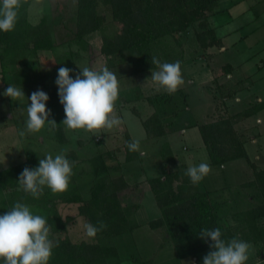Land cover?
I'll use <instances>...</instances> for the list:
<instances>
[{
  "label": "crops",
  "instance_id": "1",
  "mask_svg": "<svg viewBox=\"0 0 264 264\" xmlns=\"http://www.w3.org/2000/svg\"><path fill=\"white\" fill-rule=\"evenodd\" d=\"M34 1L30 0L26 9V20L32 26L43 17L47 20L54 17L53 21L64 17V22L77 19L76 11L67 8L59 10L58 0H42L41 3L47 4L48 8L43 9L38 3L37 10H30ZM216 1V9L207 15L208 27L214 32L215 43L205 47L196 36L193 39L189 36L170 43L167 46L169 54L165 52L166 55L156 57L161 59V63L180 61L184 82L175 93L156 90L157 85L150 79L152 70H158L156 66L134 70L132 62L138 55L130 50L124 51L121 58L104 56L98 60L90 59L84 63L85 66L97 71L107 66L117 76L119 97L115 114L123 123L111 130L102 129L101 134L97 135L85 130L83 133L81 129L71 130L61 124L66 145L77 136L76 145L71 149L77 155L73 161L74 169L79 166V175H83L88 171L86 167L83 168V164L92 163L89 168H92L93 177L87 180L91 181L87 186L96 175L109 171H112L110 175L113 177L121 176L127 184V187L118 191L121 204L129 208L127 225L121 233L107 237L108 240L105 238L107 245L116 249L119 264H184L187 260L203 264L200 254L210 248L188 249V239L200 233L191 222H184L185 235L178 239L169 236L166 225L156 228L150 226L151 221L164 219L163 207L157 201L150 180L156 177L165 180L166 173L173 171L182 170L186 173L190 166L202 162L208 163L211 171L194 188L200 194H207L218 226L226 233L224 240L235 237L248 242L251 248L246 264H264V215L253 218L248 214L249 210L262 204L259 190L253 183L255 172L264 170V0ZM53 23L47 21L52 41L55 30L68 31L72 28L69 26L68 29L65 23ZM58 44L56 42L54 46ZM46 51L38 50L31 58L22 61L29 64L23 71V77L33 83L24 82L21 75L20 79L10 75L12 80L7 87H25L27 100L24 103L27 106L31 94L37 90L47 93L53 86L54 92H58L55 81L59 68H47L48 59H39L41 53ZM79 64L75 62L73 73H70L72 77L80 72ZM54 105L51 104L52 107ZM52 107L49 109L53 113L50 117L58 116L55 107ZM127 114L135 120L134 130L126 122ZM153 114H158L163 125V133L159 136L149 134L143 124ZM226 117H230L232 128L242 141L246 156L214 165L210 162L199 126ZM67 130L70 132L68 137ZM89 136L94 138L97 146L94 147L87 140ZM127 138L140 142L136 158L129 161H126L124 150ZM182 177L173 178L172 185L175 186L172 188L175 191ZM89 188L84 194L79 186L84 199L90 196ZM58 205L61 208L74 205L76 212L66 216L84 218L78 214L80 203L60 202Z\"/></svg>",
  "mask_w": 264,
  "mask_h": 264
},
{
  "label": "trees",
  "instance_id": "2",
  "mask_svg": "<svg viewBox=\"0 0 264 264\" xmlns=\"http://www.w3.org/2000/svg\"><path fill=\"white\" fill-rule=\"evenodd\" d=\"M110 5L113 21L121 26V30L111 39L102 44L101 52L106 56L123 57V52L130 50L138 57L133 60L134 70L140 71L154 67L152 64L151 46L154 42L165 37L173 38L197 23L196 39L202 46L215 43L214 32L208 27L207 15L217 7L216 0H104ZM30 0H21V8L15 28L10 32L0 31V62L9 65L15 79L28 68L27 63L21 61L31 58L38 50H49L54 47L51 32L48 29L47 19L43 17L38 24L32 26L26 20V9ZM98 0H78L76 37H82L93 32L97 27L96 4ZM159 61L161 62L160 58ZM60 64L73 70L71 61L60 59ZM19 67V68H18ZM62 67V66H61ZM73 72H71L72 74ZM20 82L19 80H17ZM33 81H27L29 84ZM152 101V98H149ZM149 134L159 136L163 133V125L158 114H153L144 121ZM202 139L206 145L211 164H222L230 159L246 156L243 143L232 128L230 117L219 118L199 126ZM55 140L65 142L64 134L59 128L55 132ZM124 144L126 161L136 158V152H130ZM72 163L73 175L68 188L63 192L53 193L50 189L43 190L39 199L33 198L29 193L22 192L19 202L35 206L41 216L50 226L51 233L66 231L67 219H63L57 211L56 205L62 203H80L78 214L85 217L89 223L96 225L98 221L107 224V228L97 233V236H114L121 233L127 225L128 206L120 202L118 191L127 187L121 176L113 177L110 173L96 175L89 188V198L84 199L77 184V175L74 173L76 152L71 151L65 155ZM116 168L114 167L113 170ZM22 173L20 165H14L0 170V187L14 188ZM182 181L175 191L172 187H165L159 178L150 180L157 201L163 207L164 219L150 222L153 228L167 226V233L173 239L185 235L184 222H191L200 231L202 229L219 228L222 239L226 233L218 226L207 194H200L195 190L190 178L185 172L175 171L174 178ZM262 204L249 210L253 218L264 215V170L255 172V180ZM188 186L189 188H186ZM9 204L16 201L17 191H13ZM12 206V205H11ZM14 206V205H13ZM72 219V217H69ZM198 236L190 237L187 241L189 250H196L209 246ZM48 264H119L117 251L113 246L100 242L73 243L68 236L58 238L52 249V256Z\"/></svg>",
  "mask_w": 264,
  "mask_h": 264
},
{
  "label": "clouds",
  "instance_id": "3",
  "mask_svg": "<svg viewBox=\"0 0 264 264\" xmlns=\"http://www.w3.org/2000/svg\"><path fill=\"white\" fill-rule=\"evenodd\" d=\"M21 6V0H0V31L10 32L15 28ZM152 64L158 68L156 71L152 70L150 78L157 85L156 90L175 93L184 82L180 61L161 63L159 59L152 57ZM79 69L80 72L74 79L70 75L72 69L63 66L58 69L55 83L66 117L62 125L71 130L82 129L88 132L119 127L123 121L115 114V104L119 97L117 76L107 66L99 71L89 67ZM4 95L13 101L25 97L22 88L11 85L7 87ZM48 100V95L42 90L31 94L30 104L26 109V127L19 133L21 137L27 133L40 132L46 122L50 128L58 126L54 119H49L52 113L46 108ZM127 148L130 152L139 151L140 142L130 141ZM210 171V165L202 162L190 166L185 175L196 185ZM72 175V163L65 155L58 154L53 158L48 154L39 160L37 167H25L18 183L24 192L39 199L45 186L53 193L65 191ZM106 228L107 224L103 221H98L96 225H84L89 238H95L98 232ZM49 236L50 226L46 219L41 215H33L28 205L16 202L11 210L0 215V264H48L54 247ZM199 237L205 242L211 240V251L204 256L203 264H246L249 259L251 245L235 237L225 241L219 228L202 229Z\"/></svg>",
  "mask_w": 264,
  "mask_h": 264
},
{
  "label": "rangeland",
  "instance_id": "4",
  "mask_svg": "<svg viewBox=\"0 0 264 264\" xmlns=\"http://www.w3.org/2000/svg\"><path fill=\"white\" fill-rule=\"evenodd\" d=\"M42 0H35L30 7V10L36 9V5L41 3ZM41 6L43 9L48 8L47 4L43 5L41 3ZM57 7L60 9L67 8L69 10H74L77 12L78 7V0H58ZM37 10V9H36ZM96 23L98 27L93 31L86 35H84L81 39H78L76 37V21L73 22H67L63 21L64 17H59L57 21H53L54 17L48 18L47 21L50 23H53L55 25L63 24L71 26L72 28L68 31H56L54 32V38L53 43L58 42V46L54 49H50L46 51L45 53H41V59L42 61L45 59H48V67L47 68H60L63 66L60 64V59L64 61H71L73 63V67L75 66V62L80 63L79 66L81 69H83L87 61L90 59H102V57L106 56L101 52L102 44L106 41V39H111L112 37L116 36V34L121 30V26L116 24L112 19L111 14V8L109 4H106L104 0H98L96 4ZM31 21H33L31 19ZM67 22V23H66ZM75 27V28H74ZM197 23H194L192 26H190L188 29L181 33H177L175 37L178 41H181L182 39L194 38L195 32L197 31ZM84 41V42H83ZM173 42V38L171 37H165L161 41L154 42L151 46V51L153 52L154 56H160V55H166L169 54L167 46L170 45V43ZM166 52V54H165ZM132 57V56H131ZM28 58L22 60L25 61ZM21 61V64L23 63ZM33 62V61H31ZM85 63V64H84ZM1 64V62H0ZM29 65V64H28ZM10 67L6 65H0V170L9 168L14 165H20L22 168V171L25 167L28 168H35L39 165V160L46 157V155L51 154L53 158H55L58 154L66 155L70 153L71 149H73L76 145V137L73 139L74 141L70 144L66 145V142H55L53 136L55 137V132L58 134L59 128L61 129L62 133L64 134V128L62 121L65 118V113L63 109V105L59 101L58 92H54V89H52L53 86H51L50 90L46 93L49 97V100L46 102L47 109H51V104H55L52 109L56 111V114L58 116L55 117H49L51 120H55L56 124L58 125L56 128H50V125L48 123H45V126L41 129L40 132L37 133H27L24 137H21L19 133L22 130H25V121L27 119V111L25 108V105L27 106V103H24L27 100L26 93L25 97L20 100H12L10 97H7L4 95L5 90L7 89V85L12 80V77L10 76L13 74ZM80 71V69H79ZM23 72L20 73L22 80L24 82H27V77L24 76ZM27 74V72H26ZM8 76V77H6ZM75 78V76H73ZM72 77V78H73ZM15 78V77H14ZM73 78V79H74ZM20 88L19 86H15ZM58 87V86H56ZM25 88V87H24ZM24 88L23 91H24ZM8 99V100H7ZM13 103V104H11ZM194 103V102H193ZM192 103V104H193ZM54 112V111H53ZM53 114V113H52ZM59 117V118H58ZM133 116L130 114H127L126 116V122L129 123V126L134 130V122ZM66 127V126H64ZM79 130V129H78ZM81 132L84 133V130L81 129ZM92 135L101 134V131L98 132H92ZM68 134H70L69 130L66 132V137H68ZM92 136H89L87 140L92 143V145L95 147L97 146V142L94 141V138H91ZM43 139L42 141L40 140ZM64 140H66L64 136ZM76 140V141H75ZM41 141V142H40ZM116 149L118 148L115 146ZM90 150V147H88ZM92 149V147H91ZM83 164V163H82ZM89 166H92V163L89 162L88 164L84 163L83 168H87V172H85L83 175H79L80 169L79 166L74 169V173L77 175V184L80 186L82 192L86 194V188L88 186H91L89 184L91 181L92 175V168L90 169ZM112 171H109L108 173H111ZM178 172V171H177ZM180 173H183L182 170H179ZM175 171L171 173H166L165 180H161L164 182L165 187H173L175 186L173 183ZM186 176V175H185ZM177 185V184H176ZM46 186L43 190H48ZM13 191H17L19 194L16 197V201L12 202L11 205L9 204V200L12 199ZM24 192L23 188L19 185L17 182L16 186L11 189L7 188H1L0 187V215H3L6 211L11 210L13 205L16 202H19V195L20 193ZM29 206V205H28ZM30 211L33 215H41L39 211L35 209V206H29ZM57 211L59 212L60 216L65 217L66 215H69L70 213H75V206H68V207H62L60 205H56ZM70 216H66L67 222H66V231L62 233H51L49 239L53 241V244L56 243L58 238H62L64 236H68L70 240L73 243H80V242H95L98 240V242L103 243L107 245V237L110 236H97L95 238H89L87 237L84 229V225L86 223H89L88 220L84 217L83 219H69ZM107 238V240H105ZM109 243V241H108ZM211 251V249L205 250L200 254V257H203L208 254V252ZM184 264H189V261L187 260L184 262Z\"/></svg>",
  "mask_w": 264,
  "mask_h": 264
}]
</instances>
